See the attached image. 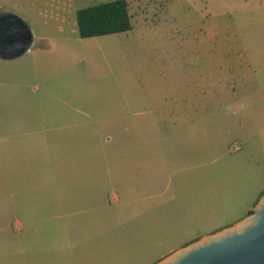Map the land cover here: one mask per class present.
Returning a JSON list of instances; mask_svg holds the SVG:
<instances>
[{
	"label": "rangeland",
	"instance_id": "374dc122",
	"mask_svg": "<svg viewBox=\"0 0 264 264\" xmlns=\"http://www.w3.org/2000/svg\"><path fill=\"white\" fill-rule=\"evenodd\" d=\"M0 0L28 27L0 57V264H153L264 192V0Z\"/></svg>",
	"mask_w": 264,
	"mask_h": 264
},
{
	"label": "water",
	"instance_id": "95a60500",
	"mask_svg": "<svg viewBox=\"0 0 264 264\" xmlns=\"http://www.w3.org/2000/svg\"><path fill=\"white\" fill-rule=\"evenodd\" d=\"M13 17L27 34L12 50L0 53L4 59L23 53L32 40L28 27ZM153 264H264V192L243 218L171 251Z\"/></svg>",
	"mask_w": 264,
	"mask_h": 264
},
{
	"label": "trees",
	"instance_id": "16d2710c",
	"mask_svg": "<svg viewBox=\"0 0 264 264\" xmlns=\"http://www.w3.org/2000/svg\"><path fill=\"white\" fill-rule=\"evenodd\" d=\"M76 25L81 38L128 32L133 27L128 1L110 0L80 8Z\"/></svg>",
	"mask_w": 264,
	"mask_h": 264
},
{
	"label": "flooded vegetation",
	"instance_id": "af4514ba",
	"mask_svg": "<svg viewBox=\"0 0 264 264\" xmlns=\"http://www.w3.org/2000/svg\"><path fill=\"white\" fill-rule=\"evenodd\" d=\"M26 34L27 33H24L20 23L16 18L8 13H0V53L12 50L17 46V42H22L21 40ZM22 45L23 44H21L19 47ZM250 211H252V209L249 210L248 213Z\"/></svg>",
	"mask_w": 264,
	"mask_h": 264
},
{
	"label": "crops",
	"instance_id": "0c3cea01",
	"mask_svg": "<svg viewBox=\"0 0 264 264\" xmlns=\"http://www.w3.org/2000/svg\"><path fill=\"white\" fill-rule=\"evenodd\" d=\"M4 13H8V14H12L11 12H8V11H5ZM16 17H18V16H16ZM20 19V18H19ZM9 59V58H8Z\"/></svg>",
	"mask_w": 264,
	"mask_h": 264
}]
</instances>
